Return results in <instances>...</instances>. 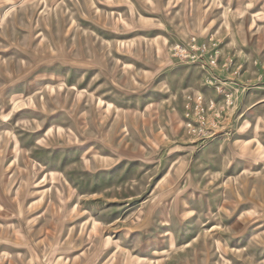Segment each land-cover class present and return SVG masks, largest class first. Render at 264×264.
Masks as SVG:
<instances>
[{"label":"rangeland","instance_id":"374dc122","mask_svg":"<svg viewBox=\"0 0 264 264\" xmlns=\"http://www.w3.org/2000/svg\"><path fill=\"white\" fill-rule=\"evenodd\" d=\"M0 264H264V0H0Z\"/></svg>","mask_w":264,"mask_h":264}]
</instances>
